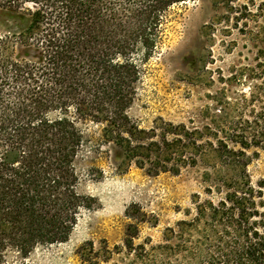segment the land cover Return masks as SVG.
Segmentation results:
<instances>
[{
    "label": "trees",
    "instance_id": "obj_1",
    "mask_svg": "<svg viewBox=\"0 0 264 264\" xmlns=\"http://www.w3.org/2000/svg\"><path fill=\"white\" fill-rule=\"evenodd\" d=\"M182 1L0 0V11L24 21L0 33V264L11 255L32 264L38 247L68 241L81 211L93 209L76 169L86 124L99 128L119 172L178 175L205 162L225 194L149 248V239L135 244L146 215L132 205L123 243L86 242L84 264H264L263 183L247 173V151L264 150V103L203 129L161 118L142 129L128 115L165 14Z\"/></svg>",
    "mask_w": 264,
    "mask_h": 264
},
{
    "label": "rangeland",
    "instance_id": "obj_2",
    "mask_svg": "<svg viewBox=\"0 0 264 264\" xmlns=\"http://www.w3.org/2000/svg\"><path fill=\"white\" fill-rule=\"evenodd\" d=\"M165 16L157 49L143 64L128 110L133 121L142 129L158 118L203 129L223 113L233 118L259 111L264 103V0H184ZM19 22L24 25L15 14L0 11V33L16 31ZM251 93L256 98L250 106ZM83 129L87 142L76 162L79 191L95 199L94 207L81 211L68 241L38 247L28 259L32 264H84L78 250L86 242L96 249L103 241L111 249L121 245L129 223L125 213L132 205L146 215L135 244L149 239L148 248L158 245L165 229L195 217L199 205H216L224 197L225 189L205 162L178 175L149 176L135 166L121 173L99 140V128L86 124ZM247 155V173L254 186L263 183L264 201V150L252 148ZM14 261L11 255L5 264Z\"/></svg>",
    "mask_w": 264,
    "mask_h": 264
}]
</instances>
